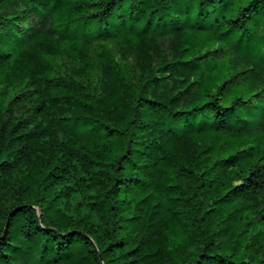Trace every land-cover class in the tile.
Instances as JSON below:
<instances>
[{"label":"trees","instance_id":"obj_1","mask_svg":"<svg viewBox=\"0 0 264 264\" xmlns=\"http://www.w3.org/2000/svg\"><path fill=\"white\" fill-rule=\"evenodd\" d=\"M0 264H264V0H0Z\"/></svg>","mask_w":264,"mask_h":264},{"label":"rangeland","instance_id":"obj_2","mask_svg":"<svg viewBox=\"0 0 264 264\" xmlns=\"http://www.w3.org/2000/svg\"><path fill=\"white\" fill-rule=\"evenodd\" d=\"M34 25V24H33ZM35 26V25H34ZM37 32L35 34V37H38V36H42V37H51V33L49 32V29L48 27L46 26H39L37 27ZM28 51L30 53L31 56H34L37 51H36V48H35V44H32L29 48H28Z\"/></svg>","mask_w":264,"mask_h":264}]
</instances>
